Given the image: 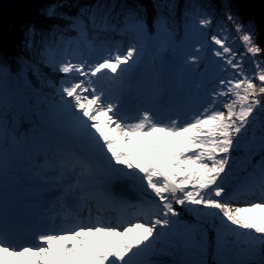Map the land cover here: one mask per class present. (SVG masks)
<instances>
[{
  "label": "snow or ice",
  "instance_id": "6c2138e0",
  "mask_svg": "<svg viewBox=\"0 0 264 264\" xmlns=\"http://www.w3.org/2000/svg\"><path fill=\"white\" fill-rule=\"evenodd\" d=\"M0 264H264V46L236 0L0 15Z\"/></svg>",
  "mask_w": 264,
  "mask_h": 264
},
{
  "label": "trees",
  "instance_id": "16d2710c",
  "mask_svg": "<svg viewBox=\"0 0 264 264\" xmlns=\"http://www.w3.org/2000/svg\"><path fill=\"white\" fill-rule=\"evenodd\" d=\"M9 2L13 9L18 11V0H0V15L5 16L3 4ZM219 3V0H214ZM240 4V12L245 21L254 18L257 23V39L264 46V0H236ZM14 13L13 15H15ZM233 35L235 33L233 32ZM239 46V42H236ZM243 51V48H240Z\"/></svg>",
  "mask_w": 264,
  "mask_h": 264
},
{
  "label": "rangeland",
  "instance_id": "374dc122",
  "mask_svg": "<svg viewBox=\"0 0 264 264\" xmlns=\"http://www.w3.org/2000/svg\"><path fill=\"white\" fill-rule=\"evenodd\" d=\"M13 12H15V13H17V10L16 9H14V11ZM6 17V16H5Z\"/></svg>",
  "mask_w": 264,
  "mask_h": 264
}]
</instances>
